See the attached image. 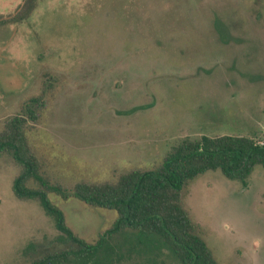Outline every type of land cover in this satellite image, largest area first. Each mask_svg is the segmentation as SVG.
Segmentation results:
<instances>
[{"label": "rangeland", "instance_id": "374dc122", "mask_svg": "<svg viewBox=\"0 0 264 264\" xmlns=\"http://www.w3.org/2000/svg\"><path fill=\"white\" fill-rule=\"evenodd\" d=\"M22 1L0 0V16ZM32 99L45 109L29 125L30 146L44 178L70 196L49 198L96 244L118 216L73 198L77 184L154 170L185 139L264 145V0H41L0 32V133ZM20 173L0 158V264L65 249L40 204L15 196ZM182 204L219 264H264L261 167L247 187L209 172ZM154 256L131 264H179L168 250Z\"/></svg>", "mask_w": 264, "mask_h": 264}, {"label": "trees", "instance_id": "16d2710c", "mask_svg": "<svg viewBox=\"0 0 264 264\" xmlns=\"http://www.w3.org/2000/svg\"><path fill=\"white\" fill-rule=\"evenodd\" d=\"M40 1L23 0L17 11L0 16V32L27 21ZM44 109L41 99H32L24 114L8 121L0 133V158L10 156L21 170L13 185L15 196L37 201L53 219L59 243L65 246L32 264H131L135 256L153 257L162 250H168L179 264H219L182 204L184 190L199 177L220 171L247 187L256 167L264 170V145L249 136L185 139L154 170L128 171L114 182L77 184L73 198L118 216L96 244H89L74 234L64 212L51 202L52 193L64 199L70 196L44 178L30 146L29 125L40 120ZM119 238L124 241L115 240ZM154 263L148 260L145 264Z\"/></svg>", "mask_w": 264, "mask_h": 264}]
</instances>
